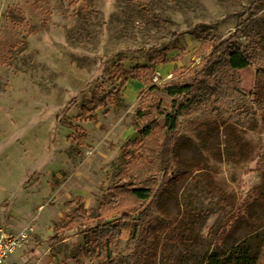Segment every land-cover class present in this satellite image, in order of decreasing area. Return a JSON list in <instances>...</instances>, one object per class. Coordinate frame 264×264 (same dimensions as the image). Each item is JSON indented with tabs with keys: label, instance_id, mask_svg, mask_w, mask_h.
<instances>
[{
	"label": "rangeland",
	"instance_id": "1",
	"mask_svg": "<svg viewBox=\"0 0 264 264\" xmlns=\"http://www.w3.org/2000/svg\"><path fill=\"white\" fill-rule=\"evenodd\" d=\"M234 33L229 48L247 47L251 66L205 65ZM173 75L195 86L170 157L172 176L188 174L172 184L151 166L138 248L130 216L149 201L92 223L120 213L111 187H140L118 175L141 156L132 124L170 106ZM263 172L264 0H0V230H33L3 264H202L219 234L229 246L261 226L264 264V209L251 206Z\"/></svg>",
	"mask_w": 264,
	"mask_h": 264
},
{
	"label": "trees",
	"instance_id": "2",
	"mask_svg": "<svg viewBox=\"0 0 264 264\" xmlns=\"http://www.w3.org/2000/svg\"><path fill=\"white\" fill-rule=\"evenodd\" d=\"M177 36V35H176ZM235 33L231 35L227 41L220 42L209 52L206 56L207 60L205 65L213 63L215 61H220L223 58H227L226 66L230 71H238L243 68L251 66L252 57L250 56V51L247 47L238 45L234 48L230 47L229 40L233 39ZM151 64H156L157 59L154 57L150 58ZM146 68V67H144ZM174 75L169 82L166 84V93L168 97L171 98L172 103L170 106L164 105L162 102L157 101L155 105L151 107L150 114H142L141 110L137 111V119L133 122V131L137 134V139L134 140L136 143L139 142L141 156L137 161L128 163L126 168L119 172L120 180L135 181L140 187H133L126 184L115 185L111 187L114 196L113 203L115 204L112 208L117 215H113L110 218H103V213L101 212L97 217L96 221L92 223V227L97 229H102L104 226L113 224L121 220L124 216L123 213L126 210L129 211L133 207H138L146 201H149L143 209L136 211L132 214L131 220L134 221L133 227L131 229V243L134 245L141 246V236L146 233L147 228L151 224V214L153 209V195L152 189L149 187L148 176H151V166L157 164L161 167L160 171L166 176H172V159L170 158L175 149L173 143V138L177 133L178 122L181 114L186 109L187 104L190 102L189 99L195 91L194 82L193 83H183L180 80H174ZM95 109L100 108L102 102L95 103ZM158 118L164 119V125L162 128H158L157 120ZM158 132V133H157ZM157 152V148H159ZM188 174V171H178L174 176L169 178V182L174 184L183 180ZM168 190H165L167 192ZM255 201L251 206L256 205L260 210L264 209V172L261 177L260 185L255 188ZM169 196L175 200L176 196L168 191ZM83 209H81L82 211ZM81 211H76L77 213ZM121 211L123 213H121ZM80 214V213H79ZM249 220L253 221V216L249 215ZM83 216H81L82 218ZM81 218L72 217L71 221L67 224L71 225V222L80 221ZM234 223H239L246 220V216L235 217ZM76 223V222H75ZM168 227H173L174 224L167 223ZM231 224H226V227H230ZM253 225V224H252ZM91 226H86L85 229H90ZM162 228H165L164 226ZM232 228V226L230 227ZM263 227H257L253 232L248 233L246 236L237 238L233 240V243L229 246L227 245L226 236H221L219 234L218 240H220L219 246H213V249L207 251L204 255V260L202 264H257L259 258V247H256V243L261 240V236L257 233L261 231ZM79 230L78 227L70 228L68 231ZM233 229V228H232ZM231 229V230H232ZM82 232V230H79ZM78 232V233H79ZM254 235V236H253ZM59 241L57 237L50 239L51 244H55ZM103 254H106V259L109 258L110 252L108 246L106 247ZM102 253V251H101ZM101 253L99 255H101ZM102 254V255H103ZM137 261L134 264H140L138 257H135ZM110 261V260H109Z\"/></svg>",
	"mask_w": 264,
	"mask_h": 264
},
{
	"label": "built area",
	"instance_id": "3",
	"mask_svg": "<svg viewBox=\"0 0 264 264\" xmlns=\"http://www.w3.org/2000/svg\"><path fill=\"white\" fill-rule=\"evenodd\" d=\"M32 228L25 227L17 232L0 230V264L12 254H15L19 249L30 239Z\"/></svg>",
	"mask_w": 264,
	"mask_h": 264
}]
</instances>
